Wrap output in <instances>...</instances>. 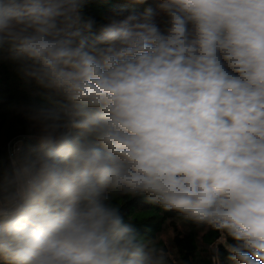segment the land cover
I'll list each match as a JSON object with an SVG mask.
<instances>
[{
    "label": "clouds",
    "instance_id": "obj_1",
    "mask_svg": "<svg viewBox=\"0 0 264 264\" xmlns=\"http://www.w3.org/2000/svg\"><path fill=\"white\" fill-rule=\"evenodd\" d=\"M0 0V65L38 99L0 155V264H187L122 211L143 196L264 264V0Z\"/></svg>",
    "mask_w": 264,
    "mask_h": 264
},
{
    "label": "trees",
    "instance_id": "obj_2",
    "mask_svg": "<svg viewBox=\"0 0 264 264\" xmlns=\"http://www.w3.org/2000/svg\"><path fill=\"white\" fill-rule=\"evenodd\" d=\"M151 5H132L127 0H92L85 6L86 16L103 23L106 16L115 10L142 11ZM35 85H26L7 62L0 65V155L7 161L10 143L16 137L28 134L26 122L10 110V104L18 100L38 99ZM122 211L130 217L148 237H158L170 249V256L186 261L187 264H209V245L218 239V233L203 226L197 227L185 221L175 212H165L156 205L149 204L143 196L124 197ZM171 232V233H170ZM222 260H226L227 253Z\"/></svg>",
    "mask_w": 264,
    "mask_h": 264
},
{
    "label": "water",
    "instance_id": "obj_3",
    "mask_svg": "<svg viewBox=\"0 0 264 264\" xmlns=\"http://www.w3.org/2000/svg\"><path fill=\"white\" fill-rule=\"evenodd\" d=\"M24 138H25L24 136H19V137H16L14 140H12L10 143V149L16 143V141L24 139Z\"/></svg>",
    "mask_w": 264,
    "mask_h": 264
},
{
    "label": "rangeland",
    "instance_id": "obj_4",
    "mask_svg": "<svg viewBox=\"0 0 264 264\" xmlns=\"http://www.w3.org/2000/svg\"><path fill=\"white\" fill-rule=\"evenodd\" d=\"M153 6H156L155 4H152ZM171 233V232H170Z\"/></svg>",
    "mask_w": 264,
    "mask_h": 264
}]
</instances>
